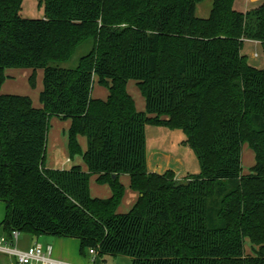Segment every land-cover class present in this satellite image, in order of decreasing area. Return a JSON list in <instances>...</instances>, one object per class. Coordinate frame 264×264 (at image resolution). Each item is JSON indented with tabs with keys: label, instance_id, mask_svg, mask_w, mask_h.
I'll list each match as a JSON object with an SVG mask.
<instances>
[{
	"label": "trees",
	"instance_id": "1",
	"mask_svg": "<svg viewBox=\"0 0 264 264\" xmlns=\"http://www.w3.org/2000/svg\"><path fill=\"white\" fill-rule=\"evenodd\" d=\"M22 1L0 0V85L5 69H42V107L0 93L1 232L73 238L83 257L94 248L130 264H264V68L241 52L244 40L264 44V0L245 11L211 0L205 19L201 0H38L35 18L20 14ZM94 76L105 99L90 95ZM52 116L70 119L69 155L87 171L43 165ZM147 126L181 130L199 171L184 181L148 171ZM244 144L255 162L246 175ZM122 174L138 192L125 213ZM92 175L108 198L91 196ZM245 238L259 244L253 253Z\"/></svg>",
	"mask_w": 264,
	"mask_h": 264
},
{
	"label": "crops",
	"instance_id": "2",
	"mask_svg": "<svg viewBox=\"0 0 264 264\" xmlns=\"http://www.w3.org/2000/svg\"><path fill=\"white\" fill-rule=\"evenodd\" d=\"M261 0H242V8L244 6V10L245 11L247 8L251 7L252 5H254L255 3L259 2ZM197 9V7H196ZM43 11V10H41ZM210 12V11H209ZM43 13V12H42ZM196 13V10H195ZM43 15V14H42ZM209 15V14H208ZM201 17V16H200ZM249 45L251 47V50H253L256 53V50H258V46L261 45V48L264 52V44H261L258 41H252V40H244L243 42V46L244 45ZM252 52L251 55V59L247 56V61L250 65L257 67V68H264V66H262V63H256V62H252L251 60L256 58V57H252L253 54H255ZM246 54V53H243ZM247 55V54H246ZM261 62V61H260ZM34 72L35 74V85L34 87H31L29 84V76ZM4 73L6 75V78L4 79V81L2 82V84L0 85V93H4V94H18V95H26L28 96L31 101L33 106L35 107H42V105L39 102L38 96H39V92L42 90V76H43V71L42 69H31V68H8L4 70ZM96 85V87L94 86ZM91 97L92 98H100V99H105L108 95V90L105 86L100 85L99 83H97V78H94V82L92 84V88H91ZM140 105L142 106V103L140 102ZM141 106L139 108L136 107V109L138 110H142ZM144 109V108H143ZM57 118V117H56ZM53 126H54V136H53V140L51 141V148H50V153H49V161L45 162V153H46V148H45V152H44V160H43V165L50 167V168H57V169H64V168H68L72 165H79L84 171H87V165L85 164L83 157L81 154H76L74 156H70L69 155V151H68V134H67V130L70 127V119L68 120H60V119H50ZM157 127V126H154ZM149 128V126L146 127V133H147V129ZM162 128L163 130H159V132H155L158 134V136L160 135V132H165L166 129H164L163 127H159ZM48 132V131H47ZM62 133L63 137L62 140L59 138V135ZM84 137V138H83ZM156 138V136L154 137V139ZM57 139V140H56ZM78 143H80L81 145H83V148L81 149L82 152L85 151L86 149V138L83 135H78L77 138ZM46 144H47V139H46ZM157 148H153L150 149V145L147 143V136H146V163H147V169L150 172H156V173H161L165 170H173L174 172H180L179 170L182 169V162H180V160H177V157L173 155L172 158V153H174V151H168V150H163V148L156 146ZM174 159V162H171V165L174 166V168L172 167H168L169 164L165 163V159H170L171 160ZM190 160L194 162V159L191 158V154H190ZM67 162L69 164H67ZM196 163V162H195ZM181 167V168H180ZM197 167V165H196ZM176 168V169H175ZM176 170V171H175ZM126 174H122L119 176V180L121 183H123L124 185H128L130 182V178L129 176H125ZM96 178L95 175H92ZM92 176H90L92 178ZM93 177V179H94ZM93 183L94 180H93ZM93 183L91 184L89 182V190H90V194L92 197H98V198H104V197H109L112 194V190L108 185L106 186L105 184L108 183H104V190H100V188H97L96 184L93 185ZM91 188L95 190V192H91ZM102 193H97L99 190ZM97 190V192H96ZM137 194L134 193L130 194L129 199L132 200H127L126 204L129 206L130 204H132V202H136L137 199ZM133 206V205H132ZM131 206V207H132ZM130 207V208H131ZM0 232H1V227H0ZM22 235V238H20V236ZM19 236V241H18V247L21 249H25L27 247H29L30 245H32L34 242H43L44 244H51L53 246V256L61 261L67 262L68 263H72V264H88V259L87 256L83 257V258H78L76 256V258H73L71 254L67 253V246L68 245H73L72 242V238H64V237H54V236H48V235H38V236H32L28 233H21ZM78 242L79 245V241L76 240ZM41 242V243H42ZM104 256H109L112 257L114 260H104L102 262H98L96 261L95 264H116L118 263V256L117 257H113L110 255H103L101 257ZM4 257L5 260H2L0 262V264H8V258L4 255L0 256V258ZM71 261V262H70ZM130 264V261H129Z\"/></svg>",
	"mask_w": 264,
	"mask_h": 264
},
{
	"label": "rangeland",
	"instance_id": "3",
	"mask_svg": "<svg viewBox=\"0 0 264 264\" xmlns=\"http://www.w3.org/2000/svg\"><path fill=\"white\" fill-rule=\"evenodd\" d=\"M211 4L212 1L211 0H201L196 4V15L202 19H205L208 17L210 8H211ZM242 0H240L239 2L235 3V9L238 11H243L244 10V6L242 8ZM43 10L42 6L40 7L38 5V0H23L22 1V5H21V10H20V14L23 17L26 18H35V17H42L43 15ZM258 50H256V53L251 50V47L249 45H244L241 49L242 53H246V57L248 56L249 58L252 55V52L255 53L253 54L252 57H256L254 59H252L251 61L256 62V63H262V66H264V52L261 48V45L258 46ZM91 49V42H86L82 45V47L78 48L77 51L75 52V54L73 55V57L70 59V62L67 65L70 66H75L77 63L78 58L81 55H84L86 53H88ZM251 59V58H250ZM261 61V62H260ZM253 62V63H254ZM94 78H96L95 76L93 77V82H94ZM96 87V85H94ZM126 91L132 96L133 100H134V104L135 107L139 108L140 102L142 103V110H144V96H143V92L141 90V88L139 87V85H137V83L135 81H131L129 80L126 84ZM138 110V109H137ZM50 119H57L56 117L52 116L50 117ZM49 119L48 122V132H47V144H46V153H45V162L49 161V153H50V148H51V141L53 140V136H54V126L51 122V120ZM165 132H160V135L158 136V132L159 130H163L162 128L159 127H154V126H149V128L147 129V143L150 145V149H153L154 147L157 148L161 147L163 148V150H168V151H174V153H172V158L173 155L177 157V160H180V162H182V169H180V172H174L172 170V173L174 175V179H177V181H184L185 179L189 178L190 175L197 173L199 171V165L197 163L196 157L194 156L192 150L186 145L185 141V136L183 134V132L179 129H174V130H170L167 128ZM157 133H155V132ZM67 134H68V130H67ZM156 136V138L154 139V137ZM62 133L59 135V138L62 140ZM78 138V136H77ZM84 138V137H83ZM57 140V139H56ZM79 147L83 148V145H81L80 143H78ZM81 148V149H82ZM190 154H191V158L194 159V162L190 160ZM165 159V163L169 164L168 167H172L174 168V166L171 165V162H174V159ZM196 162V163H195ZM254 154L253 151L246 145L244 144L242 147V173L244 175L249 174V172L251 173V171L249 170L250 167L254 164ZM67 164H69L67 162ZM197 165V167H196ZM181 168V167H180ZM176 169V168H175ZM168 170V169H167ZM166 171V170H165ZM165 171L159 173V174H163L165 173ZM176 171V170H175ZM127 176V175H125ZM92 176V178L90 177L89 182L92 184L93 180L97 186V188H100V190H104V185L100 182H98L96 180V178ZM120 181V180H119ZM106 186L108 185L109 188V184H105ZM123 185V194L121 197V200L116 208L117 212L120 213H125L127 212L130 207L135 203L132 202V204H130L129 206L126 204L127 200H132L129 199L130 194L136 193L138 196V192L135 191L131 185L130 182L128 185ZM250 185V183H249ZM247 183H244V187H248L249 186ZM90 188V187H89ZM99 190V189H98ZM96 190L97 193H102L101 191ZM91 192H95L94 189L91 188ZM107 198V197H104ZM4 214H5V205L2 201H0V223L2 222L3 218H4ZM254 236V235H253ZM260 237H264V234L259 233V236L257 237V240H259ZM20 238H22V235L20 236ZM73 242V245H68L67 246V253L71 254L73 258H76V256L79 258H83V255L80 254L79 252V245L78 242L76 241L77 239H71ZM254 241V239H252ZM42 242V241H41ZM43 243V242H42ZM44 244V243H43ZM259 244H256L255 242H252L250 238H245L244 239V249L246 253H253V249L254 248H258ZM55 258V257H54ZM88 264H95L96 261L98 262H102L104 260H114L112 257L109 256H104L101 257L98 254L95 256L94 261L91 260V257H88ZM2 260H5L4 257L0 258V262ZM118 263L116 264H129L130 258L127 256H118ZM68 262V261H67ZM71 262V261H70ZM115 263L111 261V264Z\"/></svg>",
	"mask_w": 264,
	"mask_h": 264
},
{
	"label": "built area",
	"instance_id": "4",
	"mask_svg": "<svg viewBox=\"0 0 264 264\" xmlns=\"http://www.w3.org/2000/svg\"><path fill=\"white\" fill-rule=\"evenodd\" d=\"M20 234L17 229L9 234L0 232V256H6L8 264H72L54 258L51 244L34 242L25 249L19 248L17 245ZM87 255L94 261L97 252L94 248H89Z\"/></svg>",
	"mask_w": 264,
	"mask_h": 264
},
{
	"label": "water",
	"instance_id": "5",
	"mask_svg": "<svg viewBox=\"0 0 264 264\" xmlns=\"http://www.w3.org/2000/svg\"><path fill=\"white\" fill-rule=\"evenodd\" d=\"M112 176H113V177H115L116 175H115V174H113Z\"/></svg>",
	"mask_w": 264,
	"mask_h": 264
}]
</instances>
